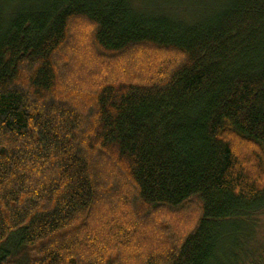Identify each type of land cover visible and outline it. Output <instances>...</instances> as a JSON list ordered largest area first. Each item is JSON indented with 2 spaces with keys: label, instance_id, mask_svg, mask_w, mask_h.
Instances as JSON below:
<instances>
[{
  "label": "trees",
  "instance_id": "1",
  "mask_svg": "<svg viewBox=\"0 0 264 264\" xmlns=\"http://www.w3.org/2000/svg\"><path fill=\"white\" fill-rule=\"evenodd\" d=\"M263 218L264 0H0V250L264 264Z\"/></svg>",
  "mask_w": 264,
  "mask_h": 264
},
{
  "label": "rangeland",
  "instance_id": "2",
  "mask_svg": "<svg viewBox=\"0 0 264 264\" xmlns=\"http://www.w3.org/2000/svg\"><path fill=\"white\" fill-rule=\"evenodd\" d=\"M263 222V228H264V218L262 219ZM260 237H264V229H263V233ZM10 247V250H6L5 248H1L0 250V261L1 259L3 258V256L6 255L7 252H9V254H7V260L9 262V264H23L21 263V261L23 260V257H22V253H21V250L20 249H17L18 248V245H13V249H11V246Z\"/></svg>",
  "mask_w": 264,
  "mask_h": 264
}]
</instances>
